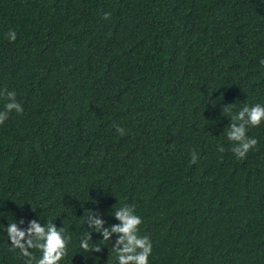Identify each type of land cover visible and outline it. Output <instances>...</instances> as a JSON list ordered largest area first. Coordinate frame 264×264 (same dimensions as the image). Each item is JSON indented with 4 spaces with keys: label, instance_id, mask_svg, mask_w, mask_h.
I'll list each match as a JSON object with an SVG mask.
<instances>
[{
    "label": "trees",
    "instance_id": "obj_1",
    "mask_svg": "<svg viewBox=\"0 0 264 264\" xmlns=\"http://www.w3.org/2000/svg\"><path fill=\"white\" fill-rule=\"evenodd\" d=\"M262 59L264 0H0V92L23 107L0 124V264H24L6 226L33 219L71 237L60 264H117L115 234L79 241L123 204L148 264H264V122L240 160L224 111L264 104Z\"/></svg>",
    "mask_w": 264,
    "mask_h": 264
},
{
    "label": "clouds",
    "instance_id": "obj_2",
    "mask_svg": "<svg viewBox=\"0 0 264 264\" xmlns=\"http://www.w3.org/2000/svg\"><path fill=\"white\" fill-rule=\"evenodd\" d=\"M110 13L104 14V19L110 17ZM6 38L14 42L17 38L15 30H9ZM264 64V59L260 61ZM6 94L8 102L4 105V110L0 111V124H3L12 111L22 113L23 107L16 101V93L6 89L0 95ZM231 104H226L224 111L231 116L227 130V139L233 143L232 153L237 159L243 160L247 153L254 149L258 143L256 138L247 135L249 127H259L264 122V104H245L238 112L232 114ZM116 131L125 135V130L118 125ZM218 151L223 152L224 148L219 147ZM198 154L191 153V163H196ZM116 224L105 226V220L101 215L92 210L86 219L90 231L85 233L79 241V247L88 252H100L101 247H91L89 241L91 233L96 232L102 236L103 240L110 241L115 234L116 239L112 244L116 254L117 264H148V258L152 251V242L149 236L139 235V226L143 223L141 216L135 212L133 205L123 204L114 212ZM18 224H24V220L7 224L6 234L11 242L9 251L18 250L24 258V264H60V261L67 255L68 244L71 237L66 235L64 227H57L56 223L42 225L38 220H29L26 228H21ZM30 249L39 251V256H35Z\"/></svg>",
    "mask_w": 264,
    "mask_h": 264
}]
</instances>
